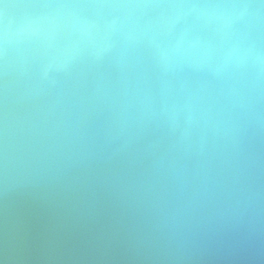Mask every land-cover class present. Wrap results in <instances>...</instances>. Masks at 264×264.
<instances>
[{"label":"water","instance_id":"water-1","mask_svg":"<svg viewBox=\"0 0 264 264\" xmlns=\"http://www.w3.org/2000/svg\"><path fill=\"white\" fill-rule=\"evenodd\" d=\"M0 264H264V0H0Z\"/></svg>","mask_w":264,"mask_h":264}]
</instances>
